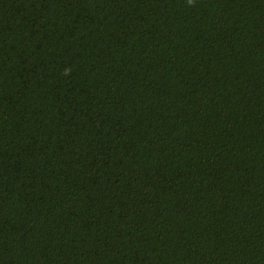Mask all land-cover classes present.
Segmentation results:
<instances>
[{
    "label": "trees",
    "instance_id": "trees-1",
    "mask_svg": "<svg viewBox=\"0 0 264 264\" xmlns=\"http://www.w3.org/2000/svg\"><path fill=\"white\" fill-rule=\"evenodd\" d=\"M0 264H264V0H0Z\"/></svg>",
    "mask_w": 264,
    "mask_h": 264
}]
</instances>
